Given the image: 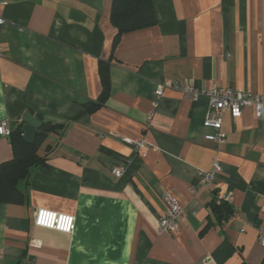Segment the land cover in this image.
Listing matches in <instances>:
<instances>
[{"label": "crops", "instance_id": "1", "mask_svg": "<svg viewBox=\"0 0 264 264\" xmlns=\"http://www.w3.org/2000/svg\"><path fill=\"white\" fill-rule=\"evenodd\" d=\"M151 1L156 22L114 45L112 0H0V123L30 113L59 126L19 182L24 201L0 202V264H264V122L225 112L217 151L207 98L182 88L264 95V0ZM215 157L222 171L194 192ZM12 158L0 134V163ZM164 192L184 207L174 232L160 230ZM219 193L240 218L215 216ZM37 208L73 214L75 230L37 226Z\"/></svg>", "mask_w": 264, "mask_h": 264}, {"label": "built area", "instance_id": "2", "mask_svg": "<svg viewBox=\"0 0 264 264\" xmlns=\"http://www.w3.org/2000/svg\"><path fill=\"white\" fill-rule=\"evenodd\" d=\"M4 24L5 19L0 15V55L6 50L1 31ZM182 88L186 96L192 100H196L200 96H205L207 98L209 111L203 121V126L207 129V132L204 134V140L214 143L217 151H219L221 145L227 141L228 135L223 128V117L225 112H228L232 118L237 119L243 115L244 108H251L257 120L264 122V95L262 94L218 85L199 90L190 82H186ZM162 93L163 86H160L156 90L157 97H160ZM11 130L12 128L6 120L0 123L1 135L10 136ZM136 145L139 148L146 146L155 147L144 140L137 141ZM115 171L117 174H120L122 168H118ZM221 171V161L215 157L208 169L198 170V183L192 190L196 192L197 186L210 187ZM162 198L167 205V212L160 220V230L167 232L179 230L184 216L183 205L178 198L170 192H164ZM214 200L217 204L223 202L229 203L233 208V218H240L239 211L233 207V197L230 194H216ZM34 223L37 226L72 233L76 227V218L73 214L56 212L46 208H37L34 213ZM258 238L261 244L264 245V226L258 228Z\"/></svg>", "mask_w": 264, "mask_h": 264}, {"label": "trees", "instance_id": "3", "mask_svg": "<svg viewBox=\"0 0 264 264\" xmlns=\"http://www.w3.org/2000/svg\"><path fill=\"white\" fill-rule=\"evenodd\" d=\"M110 21L116 28L113 44L116 45L124 33L135 31L153 25L156 22L155 11L151 0H112ZM103 94L100 98L104 102L109 89V74L107 67L102 69ZM24 122L11 127L13 158L0 163V202L22 203L24 193L19 188L21 180H29L33 167L45 163V158L38 154V150L50 131H57L59 126L42 123L39 132L32 143L23 138ZM212 209L219 219H227L233 213L232 206L223 202H212Z\"/></svg>", "mask_w": 264, "mask_h": 264}, {"label": "water", "instance_id": "4", "mask_svg": "<svg viewBox=\"0 0 264 264\" xmlns=\"http://www.w3.org/2000/svg\"><path fill=\"white\" fill-rule=\"evenodd\" d=\"M41 125L42 121L38 117L30 113L25 114L23 125V138L25 142L32 143L34 141Z\"/></svg>", "mask_w": 264, "mask_h": 264}]
</instances>
